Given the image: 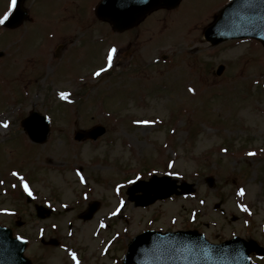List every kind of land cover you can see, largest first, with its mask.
<instances>
[{"label":"rangeland","instance_id":"obj_1","mask_svg":"<svg viewBox=\"0 0 264 264\" xmlns=\"http://www.w3.org/2000/svg\"><path fill=\"white\" fill-rule=\"evenodd\" d=\"M96 1L24 0L30 19L0 24V225L26 241L33 264H121L145 229L264 246L263 45L203 38L229 0H181L121 33L95 17ZM12 7L0 0V18ZM30 111L51 120L42 144L19 127ZM95 124L103 136L73 140ZM153 173L195 192L134 207L127 186ZM94 202L91 219L80 218Z\"/></svg>","mask_w":264,"mask_h":264},{"label":"water","instance_id":"obj_2","mask_svg":"<svg viewBox=\"0 0 264 264\" xmlns=\"http://www.w3.org/2000/svg\"><path fill=\"white\" fill-rule=\"evenodd\" d=\"M180 0H102L97 6L96 13L100 19L110 22L117 31L133 27L139 23L145 14L158 7H174ZM22 0H16V5L5 25L14 27L21 23L26 11L21 7ZM252 36L264 44V0H233L219 13L215 21L205 30L204 37L211 42H218L236 37ZM2 55V52H0ZM222 68H220L219 73ZM32 114L24 120L23 125L32 139L43 140L46 134L44 125L38 136L30 120ZM104 131L101 127H94L86 135L95 138ZM77 133V137H81ZM167 180H169L167 178ZM212 182V179H209ZM174 180L160 197L169 196L177 192L174 189ZM182 191L191 192L190 185L183 183ZM156 197L149 200L153 201ZM130 199H134L130 194ZM90 214H88V217ZM150 244L152 250H145L148 257L139 259V251ZM25 242L12 238L11 230L0 226V264H31L23 255ZM256 252L264 255V248L253 239H242L237 236L220 244L208 242L203 234L195 231H181L176 233L145 232L137 236L129 245L126 262L136 264H251L249 254Z\"/></svg>","mask_w":264,"mask_h":264},{"label":"snow or ice","instance_id":"obj_3","mask_svg":"<svg viewBox=\"0 0 264 264\" xmlns=\"http://www.w3.org/2000/svg\"><path fill=\"white\" fill-rule=\"evenodd\" d=\"M12 3L13 5L15 4V0H12ZM7 19V14H5V16L3 18H0V24L4 23V20ZM116 49L115 48H112L108 51V54H107V59H108V64L109 66H111V63H112V60H113V55L116 53ZM105 71V69H100V71L98 72H95L93 75L95 76H99L101 74V72ZM189 91H192V89H189ZM67 93H64V92H61L60 93V96L61 98H66L67 97ZM141 123H149L148 121H141ZM3 127L7 128L8 127V123L7 122H4L3 124ZM249 155H254V153H249ZM13 175H16V173H13ZM24 188H25V191H28V194L31 195V192L28 190V186L27 184L24 185ZM240 195H243V190L240 191L239 193ZM17 239H22L21 237H17ZM72 257L73 259L75 260L76 259V256H75V253H72ZM78 264V262H77Z\"/></svg>","mask_w":264,"mask_h":264},{"label":"bare ground","instance_id":"obj_4","mask_svg":"<svg viewBox=\"0 0 264 264\" xmlns=\"http://www.w3.org/2000/svg\"><path fill=\"white\" fill-rule=\"evenodd\" d=\"M3 117V116H2Z\"/></svg>","mask_w":264,"mask_h":264}]
</instances>
